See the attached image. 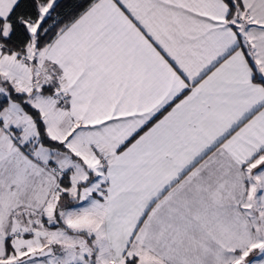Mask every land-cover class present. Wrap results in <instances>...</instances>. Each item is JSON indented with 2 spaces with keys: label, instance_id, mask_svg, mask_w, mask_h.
Returning a JSON list of instances; mask_svg holds the SVG:
<instances>
[{
  "label": "snow or ice",
  "instance_id": "1",
  "mask_svg": "<svg viewBox=\"0 0 264 264\" xmlns=\"http://www.w3.org/2000/svg\"><path fill=\"white\" fill-rule=\"evenodd\" d=\"M0 264H264V0H0Z\"/></svg>",
  "mask_w": 264,
  "mask_h": 264
}]
</instances>
